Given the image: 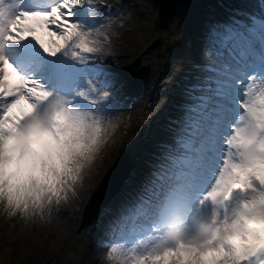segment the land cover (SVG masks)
Wrapping results in <instances>:
<instances>
[{
	"label": "snow or ice",
	"instance_id": "snow-or-ice-1",
	"mask_svg": "<svg viewBox=\"0 0 264 264\" xmlns=\"http://www.w3.org/2000/svg\"><path fill=\"white\" fill-rule=\"evenodd\" d=\"M97 2L0 0V200L17 212L76 194L107 117L129 99L93 56L108 40ZM204 44L195 67L206 75L191 87L206 95L150 174L149 197L109 223L113 264H264V0L208 25Z\"/></svg>",
	"mask_w": 264,
	"mask_h": 264
},
{
	"label": "bare ground",
	"instance_id": "bare-ground-1",
	"mask_svg": "<svg viewBox=\"0 0 264 264\" xmlns=\"http://www.w3.org/2000/svg\"><path fill=\"white\" fill-rule=\"evenodd\" d=\"M212 1L215 9H222L214 3L216 0ZM220 1L225 6L228 5V2L231 5V3L234 4V1H236L242 9L240 10L241 12H252L261 2V0ZM103 2L112 5L113 9H119V11L116 13L112 12L109 16L104 15L101 20H98V25L102 26L100 32L106 34L108 40L104 45V51L101 54H93V56L98 55L107 69L114 70L119 75V79L125 84V95L130 94L125 104L127 105L128 102H132L133 111L129 113L127 109L121 108L113 115L107 117V123L105 125L107 129L105 133L107 142L100 149L93 164L86 170L82 182L76 188V194L69 193L68 201H62L59 205L53 204L51 206V212L46 216V219L43 222H38L40 225L49 227L51 230L50 237L54 235L60 237L61 240H66L68 246L66 245L65 247L69 252L68 264H82L83 261H89L91 254H93L94 259L98 257L97 260H100L101 264H103L104 257L108 251L105 245L110 239L106 235L109 223L120 215V210L123 206L138 203L141 195H144L145 198L149 197L150 193L145 189V185L151 179H154L150 175L153 171H160L157 166L164 162L163 157L165 153H168L166 147L163 149L160 147L161 142L164 141L163 145L176 143L175 137L183 134L181 132L177 134V130L180 131L184 126V116L188 112V108L198 109V106H196L198 102L191 95L199 96L205 94L197 90L194 91L195 94L190 93L187 89H184L188 83L186 84V82L179 79H170L168 81V85H171L170 88L173 89L171 94L166 93L168 91L166 89H159L157 92H154L157 89L155 87L156 83L154 84V88L150 85L151 91L147 90L149 87L148 81L151 77L158 82L162 80L161 76L165 75L164 73L166 72V70L162 72L157 70L158 67L163 66L162 63H158V66L156 65L157 63L154 64L164 53L149 48L152 33H157L154 27V23L156 22V5L153 0H103ZM130 2H133L140 8L137 9V6L131 7ZM195 3H197L196 12L193 11ZM202 3L203 0H190L188 4L184 3L180 5L178 13L172 19L173 28L171 30L167 29L161 38L162 49L175 48L176 53H173V57H177V60L183 56H187L188 48H190L192 50L191 59H189L190 61H186L191 63L195 62L196 65H204L207 63L206 58L209 55L204 44V37L208 28H204L202 20L208 15L207 20L211 21L212 24L228 22L230 18V13H226V16H220L217 14L210 15L208 11L200 12ZM149 5H151V12L147 11ZM97 7L100 11L103 9L98 2ZM242 18L244 19V17ZM196 29L198 31H195ZM38 34L46 35L45 33ZM187 43L188 46L190 45L189 47H187ZM137 57L142 60L140 67L139 65L138 67H134L136 63L134 60ZM151 59L152 61L149 62ZM193 69L197 75H200L197 80L194 78L197 82L203 77V72L195 66H193ZM182 71L180 70L177 75H180ZM190 72V70L187 71L186 75ZM178 81L180 85H177ZM172 83L175 85L172 86ZM97 87L99 86L97 85ZM91 95L98 97L100 93H92ZM139 97H145L152 104L151 108L156 112L153 117L150 115L151 111L136 110L141 101ZM165 98H167V105L169 104V99L172 98V104L166 107L165 102L162 103V99ZM154 105L156 108L153 107ZM177 105L178 108L176 107ZM188 114L192 117V112ZM169 118H172L171 121H167ZM198 118L199 114L196 119ZM176 119L178 121L175 123L174 120ZM157 120H160V124L157 129L152 130L151 125ZM168 123L175 125L176 130L172 131L164 127L166 125L168 126ZM128 125L131 128L129 130ZM151 130L154 138L150 142L147 143L143 137H139V133L142 132L144 136H147L149 132L151 133ZM119 147L130 158H137L136 162L134 160L132 163L131 176L127 178L128 181H123L119 187L118 194L106 208L101 210V216L97 219V222L83 229V231L76 233L75 228L79 220L78 212L84 206L89 194L95 188L94 173L99 168L104 170L112 164L113 158L117 156L116 151ZM178 147L175 144L173 148L175 152H177ZM111 153L112 156H109ZM121 155L119 154L118 158ZM106 159H109L107 163ZM117 160H115L114 164H116ZM98 173L100 174L99 171ZM80 206L82 207L80 208ZM1 219L2 215H0V252L5 242H7V234H5L6 228L4 225L1 226ZM9 220H11V228L13 229L16 228V225L20 224L19 216L9 218ZM33 224L35 223L31 225ZM135 225L137 227L141 225L150 226V222L144 217H139L135 220ZM132 226L133 222L128 221L126 231Z\"/></svg>",
	"mask_w": 264,
	"mask_h": 264
},
{
	"label": "rangeland",
	"instance_id": "rangeland-1",
	"mask_svg": "<svg viewBox=\"0 0 264 264\" xmlns=\"http://www.w3.org/2000/svg\"><path fill=\"white\" fill-rule=\"evenodd\" d=\"M236 4H237L236 1H234V4L231 3V5H229L227 8L224 7L222 11H218V13H220V16H224L225 12H227V13H230V17H232L235 15V13L237 11L242 10L241 7H239L238 4L237 5ZM135 6H137V9L140 8V7H138V5H135ZM150 6L151 5H149V8L146 7V8H148L147 11H150ZM193 11L194 12L197 11V3H195V6L193 7ZM155 12H156L155 13L156 22L154 23V27L157 30V33H154V34L152 33L149 48H151L154 51H162V53H164L161 56V58L157 59L154 62V64L157 63L156 65L158 66L159 65L158 63H162V65H164L163 70H166V72L164 73L165 75L161 76L162 80H159L158 82H156L155 79L151 77V79H149V81H148L149 87L147 90H150V85L154 88V84L156 83L155 87L157 89L155 88L156 90H154V92H157L158 89H160V88H165L166 90H168L166 93L171 94L173 89L170 88L171 85H168V81L170 79L181 80V77L183 75H186L187 71L190 70L191 72L188 73V75H187L190 77V80L188 79V77H184V79H186L188 81V82H186V84L187 83L188 84H187V86L184 87V89H187L190 93L194 94L195 93L194 91L196 89L192 88L191 86L197 85L200 83V80L197 82L194 80V78L197 80L200 77V75H197V73L194 72L193 66L196 65L195 62H192V63L187 62V61H190L189 59H191V51L192 50L190 48H188L189 49L188 55L183 56L181 59L177 60V57L176 58L173 57V53H176L175 48H168L167 50L162 49L161 38L163 36V33L167 29L171 30L173 28V23L171 20V22L164 29L160 28L158 21H157V7L155 9ZM207 19H208V15L202 20L204 28H205L204 21H206ZM237 19H243V18L237 17ZM100 29H102V26ZM195 31H198V30L196 29ZM156 41H158V42L156 43ZM189 41H190V38H189ZM189 46L187 43V47H189ZM137 61L139 62V67H140L142 65V60L139 57H137V58H135L134 62H137ZM150 61H152V59L149 60V62ZM213 66H215V65H213ZM157 70L160 72L159 67ZM180 70H183V71L180 73V75H177V73ZM202 76H204V72H203ZM150 80H151V83H150ZM174 85L175 84L172 83V86H174ZM203 95H206V93ZM191 96H192V98H194V100L196 102H198V104L196 106H199L201 104L200 103L201 101L198 98L199 96H194V95H191ZM139 98H141V97H139ZM146 102H147V100L145 97L141 98V101L139 102L140 104L136 110L137 111H139V110L151 111L150 115H151V117H153L156 112L153 108L146 109V107H145ZM163 102H165V106L167 107L170 104H172V98L169 99L168 105H167V98L162 99V103ZM125 103L122 107L123 109H126ZM175 105H176V103H175ZM153 107L156 108L155 105ZM176 107L178 108V105ZM130 111H133V110H127V112L131 113ZM197 116H198L197 111H193L192 112V119L195 120ZM159 124H160V120L153 122V124L151 125V129L152 130L157 129ZM165 124H166V121H165ZM127 127L129 130V128H130L129 125ZM164 127H166V126H164ZM152 130H151V133L149 132L147 136H144V133H142V132L139 133V137L140 138L143 137V139L146 140L147 143L150 142L151 139L154 138V135L152 134ZM177 134H180L179 130H177ZM163 144H164V141H162L160 144V147L162 149L164 148V147H162ZM175 144L170 145L172 150L169 149L168 152L171 151L172 154H176V152L173 149ZM143 145H146V144H143ZM116 152H117V156H115L113 158L114 160L109 167H107L104 170H101L99 168V170L95 171V173H94V177H95L94 186H95V188L101 182L103 175L107 172V169L110 168L111 166H113V164L115 163V160L118 159L119 154L123 155V153H124L125 155H127L128 159H129V163H131V164L134 162V160H135V162L137 160V158H135V159L130 158V156L128 154H126V152H124V150H122L120 147L117 149ZM109 156H112V153ZM145 159H147V158H145ZM108 160L109 159H106V163L108 162ZM98 171L100 172V174L98 173ZM130 176H131V174L129 175V177ZM126 181H128V180H126ZM90 194L88 196V199L90 197ZM88 199L86 200L83 207L80 206V208L81 207L82 208L78 212L79 220H78V224L75 228L76 233L81 232V231H83V229H85V228L80 229V225H81L82 216L84 214V210L86 207V203L88 202ZM19 219H20V224L16 225V228L13 229V228H11V220H9V218H6L5 216H2L1 226L4 225L6 228L5 234H7V242H5V244L3 245V248L1 249V252H0V264H15V261L19 260L21 257H23L21 264H68L67 259L69 257V254H68L69 252L67 251V249L65 247L67 245L66 240H61L60 237H56L54 235H52L50 237L49 235H50L51 230L49 229L48 226L40 225L38 222L33 224V225H31V224L26 225L20 217H19ZM97 259H98V257H96L94 259L93 254H91L89 256V261H86V262L83 261L82 264H101V261L97 260Z\"/></svg>",
	"mask_w": 264,
	"mask_h": 264
},
{
	"label": "water",
	"instance_id": "water-1",
	"mask_svg": "<svg viewBox=\"0 0 264 264\" xmlns=\"http://www.w3.org/2000/svg\"><path fill=\"white\" fill-rule=\"evenodd\" d=\"M187 2L188 0H155V4L158 6V21L160 27L164 29L177 14L179 6ZM138 65L139 62L137 61L135 66ZM130 171L131 166L128 165V159L124 155L118 159L113 167L108 169L102 181L91 193L87 206L85 207L80 229L93 224L97 220L100 210L107 206L110 200L118 194L119 187L128 177Z\"/></svg>",
	"mask_w": 264,
	"mask_h": 264
},
{
	"label": "clouds",
	"instance_id": "clouds-1",
	"mask_svg": "<svg viewBox=\"0 0 264 264\" xmlns=\"http://www.w3.org/2000/svg\"><path fill=\"white\" fill-rule=\"evenodd\" d=\"M101 2H103V0H101ZM50 212L51 208H49L48 206H45V209L43 211L29 209V211L27 212H17L15 209L9 208L3 200H0V215L5 216L6 218L19 216L26 225L43 222L46 219V216L50 214ZM22 260L23 257L15 261V264H21ZM103 264H113V262L108 260L106 255L104 257Z\"/></svg>",
	"mask_w": 264,
	"mask_h": 264
}]
</instances>
